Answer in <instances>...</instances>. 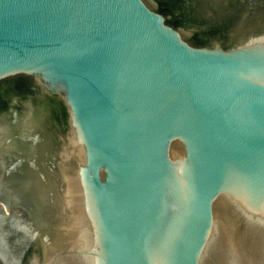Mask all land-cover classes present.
<instances>
[{
  "label": "water",
  "instance_id": "obj_1",
  "mask_svg": "<svg viewBox=\"0 0 264 264\" xmlns=\"http://www.w3.org/2000/svg\"><path fill=\"white\" fill-rule=\"evenodd\" d=\"M0 264H264V0H0Z\"/></svg>",
  "mask_w": 264,
  "mask_h": 264
}]
</instances>
